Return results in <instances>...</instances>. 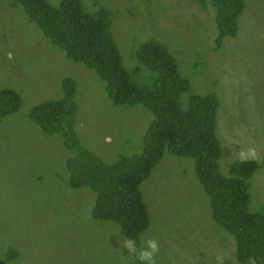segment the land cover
Segmentation results:
<instances>
[{
  "label": "rangeland",
  "instance_id": "1",
  "mask_svg": "<svg viewBox=\"0 0 264 264\" xmlns=\"http://www.w3.org/2000/svg\"><path fill=\"white\" fill-rule=\"evenodd\" d=\"M60 0H48L55 6ZM90 13L105 9L124 68L150 86L154 73L138 64L146 41L162 44L189 89L180 95L214 93L219 101L218 170L227 175L235 158L260 167L247 179L248 209L264 211V0H243L234 36L219 47L211 0H80ZM138 64V69H134ZM75 83L73 129L81 144L106 163L138 154L152 114L142 104H114L96 73L29 22L20 5L0 0V89L19 96L14 110L0 112V259L7 264H140L124 249L116 221L94 218L95 193L72 188L69 151L56 134L29 118L31 108L63 97L62 81ZM147 228L132 238L137 252L148 240L155 264H238L232 235L211 217L209 196L192 158L164 153L141 182Z\"/></svg>",
  "mask_w": 264,
  "mask_h": 264
},
{
  "label": "trees",
  "instance_id": "2",
  "mask_svg": "<svg viewBox=\"0 0 264 264\" xmlns=\"http://www.w3.org/2000/svg\"><path fill=\"white\" fill-rule=\"evenodd\" d=\"M202 1V0H200ZM20 5L29 22L60 47L65 56L92 69L104 82L114 104H142L152 114L138 154L119 156L106 163L83 146L73 129L77 105L75 83L62 81L63 97L34 105L28 118L44 133L58 135L69 151L67 184L89 187L95 193L93 217L116 221L120 233L132 239L148 225V213L139 185L164 153L192 158L194 172L209 196L212 219L233 237L238 264H264V211L248 209L247 179L260 167L249 158H235L228 174L218 170L221 154L216 135L219 101L214 93L190 94L182 108L180 95L189 89L173 57L162 44L148 40L136 50L138 64L154 73L150 86L137 82L121 63L105 9L85 11L80 0H11ZM219 47L234 36L243 0H211ZM138 64L135 70L138 69ZM19 96L12 88L0 89V112L14 110ZM0 264H7L0 259Z\"/></svg>",
  "mask_w": 264,
  "mask_h": 264
},
{
  "label": "clouds",
  "instance_id": "3",
  "mask_svg": "<svg viewBox=\"0 0 264 264\" xmlns=\"http://www.w3.org/2000/svg\"><path fill=\"white\" fill-rule=\"evenodd\" d=\"M124 249L127 250L130 258H134L139 261L140 264H155L154 254L158 250V245L155 240H148L146 242V246L141 248L139 252H137L136 245L133 243L132 239L124 240ZM128 264H132V260L129 259Z\"/></svg>",
  "mask_w": 264,
  "mask_h": 264
}]
</instances>
